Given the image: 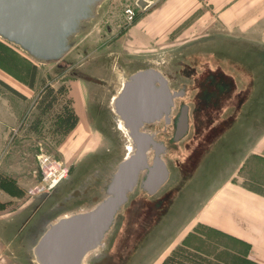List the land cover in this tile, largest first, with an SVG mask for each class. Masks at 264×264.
Segmentation results:
<instances>
[{
	"label": "rangeland",
	"instance_id": "obj_1",
	"mask_svg": "<svg viewBox=\"0 0 264 264\" xmlns=\"http://www.w3.org/2000/svg\"><path fill=\"white\" fill-rule=\"evenodd\" d=\"M140 1L106 0L98 21L57 63H38L0 38V78L23 95L8 90L0 95V210L9 208L0 214V235L11 239L14 264L36 263L32 249L49 221L103 200L106 194L99 187L129 154L125 141L109 152L108 141L91 130L86 111L80 120L75 109L76 91L84 106L91 104L100 88L89 79H110L116 63L162 67L176 77V87L189 86L186 102L196 112L189 140L200 146L169 153V182L154 197L130 196L99 250L103 255H93L89 264H221L217 258L227 260L228 254L217 248L233 242L201 224L199 214L231 179L264 192V153L256 150L264 142V44L243 36L232 9L227 13L226 0H154L147 7ZM129 8L135 11L132 21L126 15ZM197 57L194 83L182 74L179 62L194 67ZM33 67L35 80L29 87ZM216 69L218 79L210 84ZM116 78L114 74L117 90ZM61 86L68 93L47 110L44 94ZM222 86L229 88L226 98ZM68 98L79 122L63 135L56 131V121ZM45 157L69 169L60 187L50 191L43 189L39 173ZM95 174L101 178L94 192L67 200L72 189L83 188Z\"/></svg>",
	"mask_w": 264,
	"mask_h": 264
},
{
	"label": "water",
	"instance_id": "obj_2",
	"mask_svg": "<svg viewBox=\"0 0 264 264\" xmlns=\"http://www.w3.org/2000/svg\"><path fill=\"white\" fill-rule=\"evenodd\" d=\"M105 1L0 0V38L38 63L60 62L73 49L77 37L88 33L98 21L99 8ZM153 1L141 0L140 5L147 7ZM156 80H161L156 73H141L124 83L114 108L128 130L133 151L119 162L103 200L86 211L68 217L60 214L47 223L32 249L37 264H82L89 252L104 247L105 237L127 203L128 194L137 185L140 173L148 168L149 147L155 145L149 136L139 133V128L161 112H168L172 105L166 90L160 92L153 85ZM181 129H187L185 111ZM167 176L164 162L157 159L147 189H157Z\"/></svg>",
	"mask_w": 264,
	"mask_h": 264
},
{
	"label": "flooded vegetation",
	"instance_id": "obj_3",
	"mask_svg": "<svg viewBox=\"0 0 264 264\" xmlns=\"http://www.w3.org/2000/svg\"><path fill=\"white\" fill-rule=\"evenodd\" d=\"M110 58L112 60H116L113 54H111ZM198 58H201V57H197L196 59H194V67L190 65H186L183 62H179V64L184 67L181 70L182 74L187 77H191V80L194 83H197L196 77L197 75H199L197 74L199 70V66H198L199 63L197 62ZM209 64L211 66V63ZM132 67L133 66L127 67L120 63H116L115 65L112 66V69H111L112 77L110 79H102V78L89 79L90 82H92L93 84H96L100 88V91H99L100 93L98 94V92H95L94 94L95 97L93 96L92 98L93 100L91 104H88L87 106H85L86 119L88 121V124L91 130L94 133L104 137L105 141L106 140L108 141V143L106 144L108 147V151L110 152L111 150H114L117 147L121 148V146L123 145L122 142L124 141L126 142L125 143L126 149L128 148L127 140L117 130L116 125H114L115 120L113 118L116 117V115L111 107L112 100L115 94L117 93V90L115 86L113 85V76L115 74V68L122 70L124 72L127 78L125 82L130 81L132 77L138 74H141V73L142 74L143 73H146V74L156 73L159 75L161 80L154 81L153 85L160 92H163L165 89L166 92L171 96L172 105L169 111L161 112L160 115L157 116L152 121L143 122V124L139 128V133L149 136L151 138V141H153L155 145L152 144L149 147L148 168L144 169L140 173L137 185L135 186L134 190L128 194L127 203L130 201L131 195H138V196L140 195L139 197H142V198L154 197L169 182L171 175H172L170 164L167 161V156L169 155V153L181 151L183 149L188 150V151H194V150L196 151V149L200 146L198 143L192 144L191 140H189L191 136V131H192L193 117L196 114V112L191 109L192 108L191 105L188 102H186V99L189 98L192 94V91L189 93L187 92V89L189 88V86H187L186 84L184 85L181 84L178 87H176L177 84H179L177 81H175L176 77L170 74L167 70L163 69L162 67H155L154 65H150V66L139 65L137 66L138 68L136 69ZM211 71H213V76L211 78L210 84H214L218 79L219 69L211 70ZM220 73L226 74L221 69H220ZM192 77H195V79H192ZM150 83L152 84L153 80H151ZM222 88L224 90L223 92L226 98L227 93L229 92V88L228 86H222ZM100 96L103 97L102 101H101ZM184 111L186 112V115H187V129L185 130V132H182L181 118L183 116ZM157 159L164 162L168 176H167V179L157 189L153 190L151 186H149L147 189L146 184L148 181V177H149L151 170H153L157 166ZM115 169H116V166L114 170L112 171V173H110V175L106 177L104 185L101 184V187H99L100 188L99 190H104L105 194H106L107 187L110 183V180L115 172ZM100 178L101 177L96 174L92 175L91 178L86 183V185L83 186V188L72 189L70 193L68 194L67 200L69 201L73 199L75 200L80 199L84 195H88L94 192L99 185ZM59 187L60 186H58V188ZM93 201H97V197H94ZM66 212H71V211H66ZM71 213H74V212H71ZM115 222H116V218H115V221L112 227L114 226ZM102 255H103V250H101V253L97 257V259L101 258Z\"/></svg>",
	"mask_w": 264,
	"mask_h": 264
},
{
	"label": "crops",
	"instance_id": "obj_4",
	"mask_svg": "<svg viewBox=\"0 0 264 264\" xmlns=\"http://www.w3.org/2000/svg\"><path fill=\"white\" fill-rule=\"evenodd\" d=\"M226 1L229 2L227 13L232 9L231 14L235 18L232 20L235 24L241 23L243 36L264 44V0ZM259 146L256 150L264 153V142ZM8 211L9 208L0 210V214ZM198 220L233 242L224 244L233 253L264 264V192L255 191L231 179L208 200ZM10 245L11 239L0 235V264H14L9 253Z\"/></svg>",
	"mask_w": 264,
	"mask_h": 264
},
{
	"label": "trees",
	"instance_id": "obj_5",
	"mask_svg": "<svg viewBox=\"0 0 264 264\" xmlns=\"http://www.w3.org/2000/svg\"><path fill=\"white\" fill-rule=\"evenodd\" d=\"M35 67L32 68L29 80V87L32 86L35 80ZM2 90H8L9 92L15 94L18 97L23 98L22 93L11 86L8 82L0 78V95ZM68 92L66 91L64 86H61L55 93L53 89H49L43 96L41 102H47V110L52 108L54 103L62 101L61 98L65 96ZM57 128L56 131L63 135H68L78 124L79 118L75 112L73 107V101L71 98L65 101V105L63 106L62 111L58 114L57 117ZM220 245V244H219ZM217 251L220 253L227 252V260H220L217 258V262L221 264H258L245 256L237 255L236 253L232 252V249L226 247V245H221L217 248Z\"/></svg>",
	"mask_w": 264,
	"mask_h": 264
},
{
	"label": "bare ground",
	"instance_id": "obj_6",
	"mask_svg": "<svg viewBox=\"0 0 264 264\" xmlns=\"http://www.w3.org/2000/svg\"><path fill=\"white\" fill-rule=\"evenodd\" d=\"M150 3V2H149ZM151 4V3H150ZM162 74V73H161ZM115 75H116V84H117V90H118V93L115 95V97L113 98V100H112V109H113V111H114V113H115V115H116V117H117V121H118V123H119V127H120V129L122 130V132H123V134L124 135H126V138H127V141H128V143H129V147H128V151H129V155L131 154V152L133 151V147H132V141H131V139H130V137H129V135H128V130L125 128V126H124V122H123V120L121 119V117H120V115L115 111V108H114V100L118 97V95L121 93V91H122V88H123V85H124V83H125V81L127 80V78H126V76L123 74V72H122V70H119V69H117L116 70V73H115ZM166 77V76H165ZM74 98H75V100H76V104H75V109H76V112H77V114H78V116L80 117V120H84L85 118V106L83 105V100H82V96H81V94L80 93H78V91H76V93L74 94ZM158 106H159V104H158ZM84 125V124H83ZM128 155V156H129ZM95 205V204H94ZM122 209V208H121ZM71 214H73V213H71V212H66V213H64V214H62L61 216L62 217H68V216H70ZM107 236V235H106ZM105 239H106V237H105ZM103 244L105 245V242H103ZM100 248L101 247H99V248H97L96 250H94V251H91V252H89L86 256H85V258H84V260H83V263L82 264H89V260H91V258H92V256L93 255H95V256H99L100 255ZM102 248H103V246H102Z\"/></svg>",
	"mask_w": 264,
	"mask_h": 264
},
{
	"label": "built area",
	"instance_id": "obj_7",
	"mask_svg": "<svg viewBox=\"0 0 264 264\" xmlns=\"http://www.w3.org/2000/svg\"><path fill=\"white\" fill-rule=\"evenodd\" d=\"M126 15L129 21L135 17V11L132 8L126 10ZM39 173L42 177V182L45 184L44 190H54L60 183L64 181L69 173V169L62 163L50 160L45 157L39 161ZM38 190H42L39 188ZM32 192H35L34 190Z\"/></svg>",
	"mask_w": 264,
	"mask_h": 264
}]
</instances>
